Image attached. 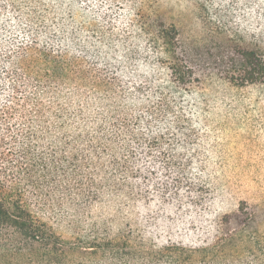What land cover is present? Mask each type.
<instances>
[{
	"label": "trees",
	"instance_id": "16d2710c",
	"mask_svg": "<svg viewBox=\"0 0 264 264\" xmlns=\"http://www.w3.org/2000/svg\"><path fill=\"white\" fill-rule=\"evenodd\" d=\"M192 1L198 18L227 34L221 21L223 0ZM17 2L0 0V264H264V235L247 231L255 215L245 201L232 213L208 209L214 188L205 169L190 175L196 166L188 160L150 177L137 167V154L148 158L150 146L158 145L163 135L159 128L150 130L156 121L149 109L143 118L109 105L104 119L94 122L80 109L67 112L65 102L72 97L80 101L98 92L111 96L116 87L129 94L133 86L121 83L117 71L107 77L95 59L84 65L79 51L73 55V34L65 21L35 24V19L23 18ZM57 2L80 9L83 3ZM258 2L264 12V0ZM141 12L140 2L139 26H154L150 35L159 47L153 48L166 55L170 82L182 89L193 68L178 28L159 15ZM107 19L100 10L93 22ZM223 45L225 82L237 89L264 88V38L255 43L226 39ZM158 89L159 127L172 121L170 131L181 135L188 102L166 87ZM79 145L93 151L89 158L80 154ZM118 146L125 152L118 155ZM104 195H122L130 202L157 200L173 207L175 217L187 218L194 234L186 241L171 236L160 243L141 230L113 235L97 222L82 226L83 211Z\"/></svg>",
	"mask_w": 264,
	"mask_h": 264
},
{
	"label": "rangeland",
	"instance_id": "374dc122",
	"mask_svg": "<svg viewBox=\"0 0 264 264\" xmlns=\"http://www.w3.org/2000/svg\"><path fill=\"white\" fill-rule=\"evenodd\" d=\"M223 1L225 11L221 21L226 24L225 35L214 29L212 23L197 17L192 0H82L81 9L57 0H18L17 4L23 18L35 19V24L42 21L50 26L53 19L65 21L68 33L73 34L71 42L68 41L73 55L79 51L84 65L95 59L107 77L117 71L121 83L133 86L129 94L116 87L111 96L98 92L85 95L80 101L72 97L65 102L69 114L80 109L84 118L94 122L104 119L109 105L117 104L129 114L140 113L143 118L149 109L156 121L150 130L159 128L163 135L158 145L150 146L148 158L137 154V167L156 177L163 169L172 170L189 160L196 166L189 174L205 169V176L214 188L208 209L232 213L239 202L245 201L248 211L255 215L247 231L257 230L264 235V88L229 86L224 79L225 59L220 53L226 39L255 43L264 38V12L259 9L263 6L258 0ZM140 2L141 14L159 15L179 30V39L193 68L190 83L182 89L176 90L170 82L166 55L153 48L159 45L150 35L154 34V26L142 29L139 26L136 14ZM100 10L106 13L107 21L93 22ZM239 30L242 32L235 33ZM161 87L188 102L181 135L170 131L168 124L172 121L159 127L163 119L155 100ZM142 132L146 133L144 128ZM117 148L118 155L125 152ZM78 150L85 158L93 152L85 145H79ZM102 161L107 165L108 158ZM83 212L80 224L84 227L97 222L102 228L107 226L113 235L141 230L147 238L156 237L160 243L171 236L189 240L195 231L187 218L175 217L177 211L173 207L157 200L130 202L122 195H104ZM170 218L174 219L171 227ZM55 227L61 232L67 230L65 226Z\"/></svg>",
	"mask_w": 264,
	"mask_h": 264
}]
</instances>
